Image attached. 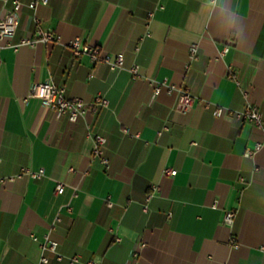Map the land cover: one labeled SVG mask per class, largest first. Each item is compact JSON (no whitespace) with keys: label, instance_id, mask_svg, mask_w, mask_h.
I'll use <instances>...</instances> for the list:
<instances>
[{"label":"crops","instance_id":"obj_1","mask_svg":"<svg viewBox=\"0 0 264 264\" xmlns=\"http://www.w3.org/2000/svg\"><path fill=\"white\" fill-rule=\"evenodd\" d=\"M19 1L8 42L38 28L59 41L0 50V264H36L45 235L64 256L46 264H264V129L213 115L248 102L264 114V0ZM10 7L0 0V18ZM74 38L122 53L123 68L75 56ZM49 79L88 103L76 121L28 96Z\"/></svg>","mask_w":264,"mask_h":264},{"label":"built area","instance_id":"obj_2","mask_svg":"<svg viewBox=\"0 0 264 264\" xmlns=\"http://www.w3.org/2000/svg\"><path fill=\"white\" fill-rule=\"evenodd\" d=\"M11 4V7L8 11L0 18V50L4 46H12L17 48L19 45L28 44L34 45L36 42H48V41H59V36L50 30H42L40 28L36 29L35 37L33 38H22L18 43H10L8 40L15 34L17 28V22L19 18V11L21 9V2L19 0H4ZM48 0H31L28 3L30 8H35L38 4H46ZM5 41L6 43H3ZM72 53L75 56L81 54H87L93 62L103 61L107 63L111 69L123 68V54L117 53L114 57L106 54L104 56L99 55V49L96 46H90L89 44L81 43L78 38L71 39L68 42ZM227 47L223 49L221 53L226 51ZM191 54L194 56L196 53V47L192 46ZM133 78L138 76V65L132 64L128 68ZM170 88H173L171 86ZM160 90V86L155 87V92ZM28 96L36 97L41 100V103L44 106H47L53 109L57 116L66 114L70 121H76L80 116H82L85 111L88 109V103L80 97H67L65 95V88L61 85L55 84L52 80H46L44 82L32 83L29 86ZM196 97L186 88H180L179 94V103L182 109L188 110L191 108L192 103L195 101ZM96 104L106 106L108 100L104 97H97ZM224 112L232 113L237 118L242 120H247L252 122L255 126L264 129V114H262L256 106L251 103H247L242 110L233 111L231 109H225L222 106H216L213 109V115L219 116ZM88 134L91 133L88 131ZM93 149L92 155L99 158V160L105 165H108V159L104 155V146L106 143V138L100 134H94L93 136ZM251 151H247L246 155H249ZM165 174H175L176 169L174 168H165ZM27 175L31 178H41L44 175V169L39 168L37 170L31 169L30 167H23L21 171L16 176ZM14 177H8L7 179L12 180ZM4 179L1 178L0 181ZM64 189L63 183H58L56 185V192L61 193ZM70 210V207H67ZM234 216V211H226L223 216V221L226 224H231ZM59 220V217H57ZM33 239H37L34 234H31ZM57 241L49 238L48 235H45L43 240L39 241L40 246V256L36 264H46L49 261L48 252H51L55 255L57 260H62L64 256L57 251ZM236 245V243H235ZM264 250V246L261 247ZM136 255V253H134ZM68 260L72 263L79 262V255H71L67 257ZM84 264H99L94 259H89L85 261Z\"/></svg>","mask_w":264,"mask_h":264}]
</instances>
